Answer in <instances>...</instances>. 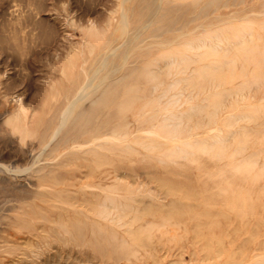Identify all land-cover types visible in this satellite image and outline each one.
Segmentation results:
<instances>
[{
	"label": "rangeland",
	"instance_id": "obj_1",
	"mask_svg": "<svg viewBox=\"0 0 264 264\" xmlns=\"http://www.w3.org/2000/svg\"><path fill=\"white\" fill-rule=\"evenodd\" d=\"M174 1L194 10L193 0ZM124 8L139 11L136 0H0V264L100 262L58 225L59 209L49 206L57 195L74 205L112 197L161 212L189 206L184 225L153 232L167 231L152 250L103 264H264V0L211 6L208 24L182 38L200 48H153L154 89L133 103L139 114L123 121L125 131L88 144L67 134L76 142L51 151L64 132L52 137L58 117L43 137L45 121L84 79L87 42L105 45ZM243 34L260 46L250 60L235 54ZM215 64L219 77L206 69Z\"/></svg>",
	"mask_w": 264,
	"mask_h": 264
},
{
	"label": "bare ground",
	"instance_id": "obj_2",
	"mask_svg": "<svg viewBox=\"0 0 264 264\" xmlns=\"http://www.w3.org/2000/svg\"><path fill=\"white\" fill-rule=\"evenodd\" d=\"M220 1L193 0L196 8L189 12L186 3H175L174 0H167L166 3H163V0H136L138 12L129 13L126 8L119 12L117 26L105 45L96 47L87 42V51L91 55L84 57V79L75 80L67 90L68 94L63 97L64 103L60 104L54 114L45 121L43 137L48 136L53 130L52 123L55 118L59 117L60 121L52 137L64 130L61 139L55 143L51 151H57L61 144L71 146L80 137L88 144L116 131H125L126 122L123 121L129 116L136 117L139 114L138 111L132 110L133 103L149 96L154 89L156 74L149 64L152 49L158 47V52L161 53V48L173 43L174 47L181 44L191 49L202 47L201 43L193 46L189 39L182 38L192 36L194 28L207 25L208 18L205 16L208 9L217 6ZM234 14L232 13V16ZM214 18L220 19L219 16ZM177 36L179 38H176ZM246 36L247 34H243L240 40L234 42L235 54L237 57L250 60L259 45ZM147 41H157V45ZM261 46L264 48V45ZM167 55L171 57L174 53L169 52ZM179 57L180 63L185 67V55ZM257 68L262 70L264 66L259 65ZM206 69L212 76L217 77L215 72L221 70V66L215 64ZM113 74L118 75L110 78ZM147 83H151L150 89L145 88ZM214 102L216 104L218 100ZM67 134L75 135V140L68 139ZM161 180L165 183L174 182L169 178ZM175 184H168V190L172 194L179 190ZM185 189L186 195L194 190L190 186ZM57 197L58 199L50 202L49 206L59 209L53 215L58 219V225L64 232L74 230L72 234L75 236V242L85 243L91 248L100 258L98 264H103L107 260L126 259L136 254L141 255L145 250H152L154 243L161 241V237L167 231L160 229L158 236L153 232L172 224L184 225L186 220L182 214L189 209L187 204L181 206L176 204L172 206L175 211L161 212L152 208V205H143L141 208L130 199L118 200L112 197L75 199L74 205L72 201L60 195ZM197 219L194 232L203 250L209 241V235L203 229L205 221L202 213ZM212 223L213 221H209V225ZM55 233L61 235L58 231Z\"/></svg>",
	"mask_w": 264,
	"mask_h": 264
}]
</instances>
